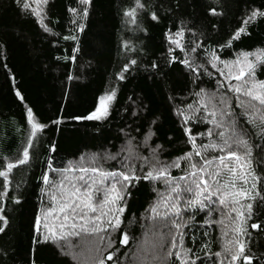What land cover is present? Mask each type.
<instances>
[{"label":"trees","instance_id":"1","mask_svg":"<svg viewBox=\"0 0 264 264\" xmlns=\"http://www.w3.org/2000/svg\"><path fill=\"white\" fill-rule=\"evenodd\" d=\"M143 2L147 5V12L138 11L136 24H132L123 12L133 5V0H92L84 31L78 32L69 22L71 16L67 11L76 6L75 0H49L46 11L56 22L49 26L58 34L51 35L39 27L35 17L22 13L14 0H0V153L14 160L22 150L29 127L27 107L32 108L38 120L47 125L39 135L36 147L30 150L29 165L14 169L10 177L13 182L9 194L17 196L20 203L14 204L10 198L5 201L9 223L5 232L0 233V264H31L33 259L35 264H75L50 242L34 243L37 236L34 220L40 211L41 199L47 204V197H42L40 189L44 187L41 177L47 170L49 159L53 167L60 168L69 160L77 161L82 156L87 159L92 154L116 152L126 139L132 137L135 138L133 143H138L147 132L154 133L150 141L153 147L157 144L163 146L162 161H171L190 151L191 146L186 144L181 128L183 121L175 109L193 102L194 88L196 91L199 87L214 91L219 74L209 65L214 77L204 76L197 82L199 87L194 86L193 77L179 63L184 53L174 45L169 53L166 33L174 34L183 22L186 28L197 34L196 39L201 43L197 54L201 58L204 50L211 48H215L225 60L234 59V54L242 50L264 48V19L249 25L247 31L250 35H242L233 42L231 49L218 47L240 26L249 8L264 9V0H218V4L212 0ZM211 7H216L222 15H212L209 12ZM152 11L158 12L157 21L151 19ZM70 34L76 35L78 40L63 39ZM192 40V32L186 30L184 45L190 48ZM125 43L128 48L124 47ZM74 48L79 51L73 52ZM72 56L74 61L64 59ZM172 56L177 59L172 60ZM132 59L137 63L129 65V71L123 73L125 79L118 80L117 73ZM153 63L156 68L152 67ZM257 78L264 79V68L257 71ZM112 88L116 89V96L105 119H72L94 110L98 98ZM17 91L22 99L16 96ZM56 120L60 123H53ZM241 123H244L243 119ZM192 127L196 133L206 131L211 125ZM245 127L250 126L245 124ZM207 141L205 137L204 142ZM197 142H200L199 137ZM253 142L264 143L256 137ZM53 143L55 151H50ZM142 154L147 156L148 152L145 150ZM253 157L254 160L264 159V151L254 147ZM103 167L112 169L118 165L108 161ZM257 171L264 173V165H260ZM170 172L173 177L183 175L177 168L170 169ZM49 175L54 178L56 174L49 172ZM21 176L23 182L17 188L16 182ZM153 187L164 190L162 181L140 180L129 187L123 223L119 231L111 233L114 246L107 248V251L116 253L114 260H119L120 264H148L151 258L146 253L150 250L144 249L147 247L144 244L149 239L152 245L157 243V233L167 231L163 220L147 219L150 213L146 210L157 199ZM203 215L197 216L196 226L191 231L199 236L206 228L215 240L220 234L219 227L205 225L201 228ZM213 218L218 219L219 214L214 213ZM252 222H261L262 227L249 228L252 238L248 241L251 251L247 254L255 257L252 264H264V207L256 209ZM123 232L129 237L126 245L119 243ZM71 240L74 244L80 242L79 237ZM185 240L191 245L188 236ZM106 246L107 239L102 248ZM216 250H219L218 246L213 247V251ZM106 264L113 262L107 261ZM239 264L244 262L241 260Z\"/></svg>","mask_w":264,"mask_h":264},{"label":"snow or ice","instance_id":"2","mask_svg":"<svg viewBox=\"0 0 264 264\" xmlns=\"http://www.w3.org/2000/svg\"><path fill=\"white\" fill-rule=\"evenodd\" d=\"M14 2L22 13L35 17V22L45 33L58 35L49 26L56 23L46 11L49 0ZM212 2L218 4V0ZM75 4L67 9L71 16L69 22L76 31L83 32L92 0H75ZM147 10L143 0H133V5L124 10L123 15L129 18L130 23L136 24L138 11ZM209 12L215 16L222 15L216 7L209 8ZM150 15L153 21L159 19L157 11H152ZM259 19H264V9L249 8L240 26L218 47L221 50L231 49L233 42L242 35H250L248 26ZM186 30L193 35L190 48L183 43ZM196 35L183 22L174 34L166 33L170 43L169 53L172 52L171 45L184 53L179 63L193 77L194 86L199 87L197 82L204 76L214 77L209 65L219 74L214 91L203 87L196 91L194 88L193 102L175 109L176 115L183 121L181 128L186 144L191 146L190 151L171 161H162L160 153L163 146L157 144L153 147L150 141L154 133L147 132L138 143H133L135 138L132 137L126 139L116 152L92 154L87 159L82 156L77 161L69 160L60 168L53 167L49 159L47 170L41 177L44 187L40 189L42 197H47V204L41 199L40 211L35 216V244L50 242L75 264H106L107 261L120 264L119 260H114L116 253L107 251V248L114 246L111 233L119 231L123 223L126 197L130 196L129 187L140 180L150 183L162 181L164 190L153 187L157 199L146 211L150 213L148 220L165 221L167 232L157 233L158 242L146 253L151 257L148 264H239L241 260L244 264H252L255 257L247 254L251 251L248 246L252 238L249 228L261 229L262 223L250 221L256 215V209L264 207V173L257 171L260 165H264V159L254 160L253 157L254 147L264 151V143L253 142V137L264 142V79L257 78V71L264 68V48L236 52L235 58L230 60L221 59L216 49L211 48L205 49L201 58L197 54L201 43ZM63 39L78 40V37L70 34ZM124 47L129 45L125 43ZM76 51L79 49L74 48L73 52ZM64 59L74 61L75 57ZM171 59L177 57L172 56ZM136 63L135 59L129 60L117 73V79H125L123 73L129 71V65ZM152 67L157 65L153 63ZM68 79L71 80L72 76L69 75ZM16 96L21 97V93L17 91ZM115 96L116 89L112 88L98 98L94 110L72 119H105ZM26 120L29 126L26 143L15 159L0 153V233L5 232L9 223L5 213L6 199L10 198L14 204L20 203L17 196L9 194L13 170L29 165L30 150L36 147L39 135L47 127L30 107L26 108ZM53 123L59 124L60 120ZM198 124L211 127L194 133L192 126ZM245 124L250 127H245ZM205 137L208 138L206 143ZM145 150L147 156L142 154ZM50 151H55L54 143ZM196 157L200 159L197 161ZM108 161L115 162L118 167L105 169L103 164ZM182 164L185 165L183 168ZM172 168L181 169L183 175L173 177ZM138 171L140 174H137ZM49 172L55 173V177L50 178ZM22 182L23 176L16 182V187L19 188ZM201 213L204 214L201 228L205 225L219 227L220 234L215 240L206 228L199 236L191 231ZM214 213L219 214L218 219L213 218ZM185 216L187 219H184ZM186 236L191 245L186 242ZM72 237H79L80 243L74 244ZM105 239L107 246L102 248ZM128 241V234L121 233L119 243L126 245ZM214 246H218L219 250L213 251ZM31 264H35L34 259Z\"/></svg>","mask_w":264,"mask_h":264},{"label":"rangeland","instance_id":"3","mask_svg":"<svg viewBox=\"0 0 264 264\" xmlns=\"http://www.w3.org/2000/svg\"><path fill=\"white\" fill-rule=\"evenodd\" d=\"M111 104V103H110ZM165 222V221H164ZM165 232H167V231H165ZM80 241V240H79ZM78 243H80V242H78ZM144 246H147V247H145L144 249H147V250H151V248H152V244L150 243V239L144 244ZM78 250V249H77ZM151 258V257H150Z\"/></svg>","mask_w":264,"mask_h":264}]
</instances>
